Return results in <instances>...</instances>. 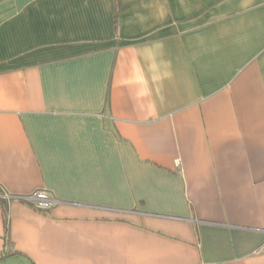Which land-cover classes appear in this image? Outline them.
<instances>
[{
    "label": "crops",
    "instance_id": "obj_1",
    "mask_svg": "<svg viewBox=\"0 0 264 264\" xmlns=\"http://www.w3.org/2000/svg\"><path fill=\"white\" fill-rule=\"evenodd\" d=\"M0 264H264V0H0Z\"/></svg>",
    "mask_w": 264,
    "mask_h": 264
},
{
    "label": "built area",
    "instance_id": "obj_2",
    "mask_svg": "<svg viewBox=\"0 0 264 264\" xmlns=\"http://www.w3.org/2000/svg\"><path fill=\"white\" fill-rule=\"evenodd\" d=\"M8 200H16L31 205L36 210H48L59 202L53 198L47 191L40 190L28 196H5Z\"/></svg>",
    "mask_w": 264,
    "mask_h": 264
},
{
    "label": "trees",
    "instance_id": "obj_3",
    "mask_svg": "<svg viewBox=\"0 0 264 264\" xmlns=\"http://www.w3.org/2000/svg\"><path fill=\"white\" fill-rule=\"evenodd\" d=\"M8 202H9V200L0 199V208H1V210L3 212V216H4L3 223H4V227L6 229V231H5L6 235H7V208H8L7 204H8ZM19 202H21V201H19ZM5 246L7 247L8 250L0 252V260L6 258L8 256L15 255V252L9 250V248H8V246H11L9 240H6Z\"/></svg>",
    "mask_w": 264,
    "mask_h": 264
}]
</instances>
